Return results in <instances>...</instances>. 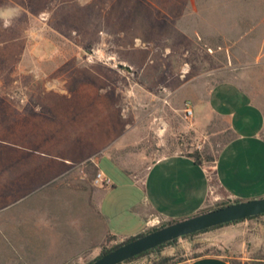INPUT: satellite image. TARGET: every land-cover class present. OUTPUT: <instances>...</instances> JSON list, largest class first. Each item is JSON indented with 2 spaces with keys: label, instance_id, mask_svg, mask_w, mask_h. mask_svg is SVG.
<instances>
[{
  "label": "rangeland",
  "instance_id": "374dc122",
  "mask_svg": "<svg viewBox=\"0 0 264 264\" xmlns=\"http://www.w3.org/2000/svg\"><path fill=\"white\" fill-rule=\"evenodd\" d=\"M222 81L239 85L264 113V0H0V167L12 151L59 148L77 132L130 168L198 153L215 184L217 157L223 170L226 158L246 152L223 157L232 137L226 123L213 117L205 127L198 118L204 110L198 115L194 107L187 119L184 108ZM191 166L178 169L203 188L202 167ZM87 168L96 176L91 162ZM103 169L115 165L105 160ZM39 196L0 199V264H37L32 231L21 223L10 233L1 221L8 214L31 221ZM231 225L178 239L160 258L264 261L263 216ZM121 243L110 238L97 256L70 264H89Z\"/></svg>",
  "mask_w": 264,
  "mask_h": 264
},
{
  "label": "crops",
  "instance_id": "0c3cea01",
  "mask_svg": "<svg viewBox=\"0 0 264 264\" xmlns=\"http://www.w3.org/2000/svg\"><path fill=\"white\" fill-rule=\"evenodd\" d=\"M193 107L198 115L205 111L198 117L205 127L213 117L226 123L232 137L222 148L223 157L228 151L246 152L242 158L235 154L226 158L223 170L217 157L213 166L215 184L209 169L187 155L167 156L151 165L141 160L130 168L103 147L86 144L73 132L70 142L64 140L59 148L15 149L6 161H1V201L11 204L35 192L41 194L32 203L33 213L39 214L34 213L31 221L8 214L1 225L6 224L10 233L19 231L21 223L25 231H32L37 264L81 263L87 256H97L110 238L125 242L162 222L189 218L225 200L233 203L264 197L263 111L231 81L214 85ZM105 160L115 165L114 172L103 169ZM89 162L95 172L111 179L110 188L94 184L95 176L87 168ZM193 164L203 169L207 179L203 188L200 178L193 179L178 169ZM224 244L231 248L232 238ZM231 259L226 255H202L183 264H233Z\"/></svg>",
  "mask_w": 264,
  "mask_h": 264
},
{
  "label": "water",
  "instance_id": "95a60500",
  "mask_svg": "<svg viewBox=\"0 0 264 264\" xmlns=\"http://www.w3.org/2000/svg\"><path fill=\"white\" fill-rule=\"evenodd\" d=\"M264 215V197L230 203L214 210L172 222L138 236L90 264H124L163 244L191 236L214 227Z\"/></svg>",
  "mask_w": 264,
  "mask_h": 264
},
{
  "label": "trees",
  "instance_id": "16d2710c",
  "mask_svg": "<svg viewBox=\"0 0 264 264\" xmlns=\"http://www.w3.org/2000/svg\"><path fill=\"white\" fill-rule=\"evenodd\" d=\"M182 155H184V154H182ZM185 155H187V156L190 157V158H193L196 164L203 165V161H202V159H201V157H200V155H199L198 153H197V154L189 153V154H185ZM230 203H232V202H226V203L223 202V203L219 204L218 206H216L215 208L207 209V210H204V211H202V212H206V211L214 210V209H217V208L225 207V206L229 205ZM200 213H201V212H200ZM262 216H264V215H260V216H256V217L248 218V219H246V220H253V219H256V218H259V217H262ZM246 220H240V221L232 222V223H229V224L221 225V226H218V227H214V228H211V229H208V230L202 231V232L195 233V234H193V235H191V236L199 235V234H202V233H205V232L211 231V230L216 229V228H221V227L226 226V225H231V224H235V223H239V222H244V221H246ZM170 223H172V222H167L165 225H168V224H170ZM165 225H162V226L157 227V228H153V229L147 231L146 233L151 232V231H154V230H156V229H158V228H161V227H163V226H165ZM144 234H145V233H144ZM144 234H142V235H144ZM140 236H141V235H140ZM191 236H187V237H184V238H188V237H191ZM133 239H134V238H133ZM131 240H132V239H130V240H128V241H125V242H123V243H121V244H119V245H116V246L113 247L112 249L104 250V251L101 253V255H100L99 257H97L96 259L101 258L102 256H104V255L110 253L111 251L117 249L118 247L122 246L123 244H125V243H127V242H129V241H131ZM177 241H178V240H175V241H173V242H169V243L163 244V245H161V246H159V247H157V248H155V249H153V250L147 251V252H145V253H143V254H141V255H139V256H137V257H135V258H133V259H131V260L125 262V263H130V262H133V261L138 260V259H140V258H143V257H145V256H147V255H150V254L156 253V259L154 260L153 264H169L170 258H168V257L160 258V255H161L160 252H161V250H162L164 247L169 246V245H173V244H175ZM96 259H95V260H96ZM89 264H90V263H89ZM233 264H236V263L233 262ZM246 264H250V263H246ZM253 264H261V263L258 262V263H253Z\"/></svg>",
  "mask_w": 264,
  "mask_h": 264
},
{
  "label": "built area",
  "instance_id": "2783aa9c",
  "mask_svg": "<svg viewBox=\"0 0 264 264\" xmlns=\"http://www.w3.org/2000/svg\"><path fill=\"white\" fill-rule=\"evenodd\" d=\"M184 113L187 119H192L194 117V107L191 102L185 103ZM94 184L100 187H111L112 181L103 172H97L94 178Z\"/></svg>",
  "mask_w": 264,
  "mask_h": 264
}]
</instances>
